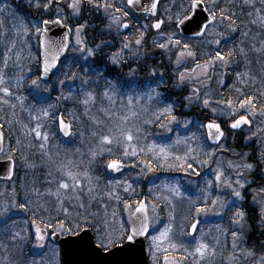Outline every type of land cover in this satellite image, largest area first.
<instances>
[{"label":"rangeland","instance_id":"374dc122","mask_svg":"<svg viewBox=\"0 0 264 264\" xmlns=\"http://www.w3.org/2000/svg\"><path fill=\"white\" fill-rule=\"evenodd\" d=\"M88 1V0H86ZM110 7L105 9L100 7V10L104 12L105 16L109 18V24L112 23V17L120 16L122 22H124L125 17L121 12L115 11L117 4L118 7L124 11L126 10L124 0H108L106 1ZM188 0H168L160 5L158 18L164 20L165 23L161 26V29L154 31L152 25L157 19L147 20L146 18H138L136 21L135 28H132L130 33H128V39L120 40V47L117 52H115L112 57L115 56L117 60H122L126 57L127 52H141L146 50V53L151 56L152 59L156 58L158 54H161L162 60L170 65L172 70L170 76L173 80L181 86H184L186 90L188 89L189 96H193V103L191 106L187 102H182L183 106L180 104H175L174 98H169L170 94L165 89V72L154 71L151 69L146 77L139 76L138 73H129L128 75L121 77L119 80H115L106 74L105 68L101 64H87V61H91L92 56L89 55V51L95 53L96 47L92 48L89 44V38L85 33L84 27L81 28V33L79 39L83 42L77 44V35L75 28L73 31V41L71 49L68 53V57L65 62L59 67L56 75L49 83H43L38 80L41 85L39 89L32 86V80H36L38 76V71L40 70L39 64V52L36 42V37L38 33L34 30L35 23L28 18L22 16L16 7L14 6L12 0H0V8H5L3 13H0V71L5 74V79L10 81V88L12 95L6 97L4 93L0 92V101L3 99H8V104L0 103V122L4 127L10 132L11 138L14 142V150L17 149L22 156V160L27 159L28 164L35 165V167L29 168L23 162V167L20 170V175L18 179L3 182L0 181V206L7 204L10 208V215L12 220L8 221V228L0 220V264H61L60 261V250L57 246L53 245L49 241H45L44 248H36L35 244H30L29 233L38 226L36 223L33 227H30V223L23 220L21 215H23L20 208H11L12 204H17L18 194L16 189L19 185L23 184L25 187L32 188L33 186L40 189L43 192L49 185L45 184L44 181L47 177L48 171L55 172V164L48 160L47 156H44L39 149V142L33 138L31 134L27 133V126L31 128L35 125V120L29 117V111L32 112V116L37 114V107H46L47 103L56 104L57 97L63 93L64 96L68 95L70 89L80 90L79 86L81 83V78L96 80L99 87L93 84L91 88L88 85H84L89 91L97 97L96 106L91 108L89 115H94L97 118H101L99 112L100 107H109V102L106 98H102L99 93L102 88H106L105 80L111 81L117 86L118 94L113 97L115 104L111 105L113 111L124 114L129 111V109L135 110L139 113L137 118H134L129 123H135L143 128V132L140 136L139 143L136 144V151L140 153L137 156L129 157L126 159V163L135 165V167L130 168V170L118 177L110 176V179L104 178L102 175V165H96L94 168V175L100 176V187L97 189L100 196L103 197V203H98L97 201H91L90 203L85 201V208H80L75 200H65L63 208L56 203L55 198L47 197L40 198L39 204L43 208H36V199L33 197L32 211L35 210L34 218L36 221L40 222H55L59 223L63 219V212L66 210L73 216L79 212L81 215H85L86 212L96 213L95 219L91 216L88 217L89 221L99 227L97 231L98 237H96V242L101 246V239L105 233L113 234L114 230H119L121 226L124 228L129 227L130 218L135 211L137 202L133 204L138 195H142V192L147 195L148 198V214L150 222V234L146 241L147 253L153 258L154 261L162 262L166 264L164 257L168 256L169 259L175 257L177 264H229V257L233 253L231 247V242L233 237L231 233L238 230V225L234 223L236 219L234 213L236 211H243L245 213L244 229L242 231V236L246 243H239V248L236 250L239 254L240 249H256L257 255L260 253V246L264 244V241L259 242L254 246L249 245V233L250 224L249 217L246 214L243 203L246 200L235 198L230 193L233 188H236V180H240V183L245 184L243 189H240L242 195L244 196V190L253 183L251 171L245 170L243 168L237 169L235 164H243L248 162V155L244 157V154H239L235 151H231L225 143L220 144L219 148L212 147L208 140L204 139L203 128H198L197 126L204 121H201L199 114L197 112L195 115L186 112L191 110L192 107H197L198 110H203L209 112L215 118L223 119L226 123L233 122L232 116L228 113L224 104L219 105L217 112H212L211 108L217 107L215 101L221 100H232L234 102V107L238 108V104H235L238 93H236L231 85L228 88L222 87L218 80L220 79V73L225 71L219 66L215 69V75H213V69H207V78L200 75L201 69L196 68V63L204 64L206 59L210 57L205 56L204 53H212L215 45L204 46L201 48L199 41H183L179 34L175 39H180L182 44L187 42L190 44L191 49L197 52V57L195 61L192 57H181L180 51H187L181 46L171 45L169 48L161 49L158 47L159 43H166V40L160 33L165 36L170 34V29L168 27V16L174 15L181 11V8L187 7ZM105 3V1H104ZM239 4L240 0H236ZM92 4H96V0H92ZM178 6V7H177ZM223 7H228L227 4L222 3ZM232 11L236 12V25L238 31L236 33H229L226 31V24L219 25L217 31H224L225 36L231 41L227 45L228 48L243 46L245 51L248 52V59L245 61L241 56L237 55L233 58L234 63L239 64V71H245V65L247 64V69L251 71L253 75L256 76V82L249 84L248 86H242L236 81L234 74L232 73V68L227 69L228 75L224 77L225 81L231 80L232 83L236 84L237 88H242L244 92H251L259 89L260 92H264V86H262V81H264V72H261V67L264 65V61H261L259 55L252 51H249L251 45L255 44L256 47H260V40H264V29L260 25H253L249 23V18L246 14L241 16L239 8H232ZM72 12V11H71ZM13 13L15 15H13ZM73 14V12H72ZM75 15L73 14V18ZM77 17V16H76ZM239 17V18H237ZM24 20L25 25L29 28V31L22 32L17 35V29L19 27V19ZM16 25V27H14ZM247 25V28L244 27ZM115 34L119 35V28L115 25L112 26ZM243 31H248V36H243L241 33ZM143 33V38L141 34ZM139 35V36H138ZM150 35V36H149ZM255 37V39H253ZM141 40V44L137 45L136 40ZM241 41L243 43L241 44ZM15 43V48H12V44ZM128 44L125 48L124 45ZM11 49V51H9ZM160 52V53H159ZM16 53H19L18 65L16 66L13 62L17 60ZM8 59V67L4 68L3 61L5 58ZM87 57V59H84ZM177 59L180 60V64H177ZM121 66V64H111V66ZM142 65V64H141ZM74 76L76 80H65L63 85L58 83L59 80L64 79L63 73L69 71ZM195 69V71H193ZM180 74H184L185 81L181 83L179 80ZM22 77L20 80V86H16V78ZM204 81V83H201ZM47 85L51 91H44V86ZM155 89L161 95L157 97L155 93L152 92ZM194 89H200L199 93L194 95ZM151 94L152 99L148 100L147 96ZM75 95V92H74ZM133 97L131 105H128V97ZM196 96H200L202 99H209L211 101L208 107H205L202 103V99L197 101ZM83 95L77 97V102L71 100L65 101L61 99L59 103L60 113H63L68 120H72L74 124L73 131L76 127H81L85 130L86 135L84 137L71 138L75 142H70V138H64L61 133L56 132L55 124H48V127L44 129L50 133H55L50 135V140L47 144L46 151L52 154V158L56 163L61 160L75 159L80 160L83 155L87 159V152L89 147L94 146L95 140L93 137L87 134L88 130L92 128V121L89 116L84 114L83 106L78 103V100H82ZM21 100L23 104H21ZM186 105L184 106V104ZM166 104H173L174 111L173 115H176L177 119L181 121V124H176L169 122L168 118L161 116L160 120H156V115H160L161 110ZM9 105H15L14 108ZM264 108V96L257 94V115L255 117L249 116V119L253 121L251 125V130L249 127L243 129L244 142L249 136H252L256 146H259L261 150H264V132L258 133L253 136L256 132V128H264V117L259 115L262 108ZM67 108L68 112H75L76 119L68 115L64 109ZM182 108V109H181ZM191 108V109H190ZM195 108V109H197ZM181 109V111H180ZM186 111H184V110ZM221 109H223V114H220ZM183 110V111H182ZM243 111V110H241ZM185 113L190 114L185 115ZM195 113V112H194ZM145 120L154 121L152 123H144ZM191 120L192 124L188 125V128L183 127V121ZM160 124H166L167 127L173 129L169 132L167 128L160 127ZM177 133L179 134V139L182 141L176 144L175 141L178 139ZM193 133L196 136L193 137ZM187 138V142H184ZM19 141V144L17 143ZM153 142L157 145H163L167 148V164H179L183 163V160L176 161L175 157H184L188 154V149L192 148L195 151L191 154L197 157L196 162H194V167L200 172V175H193L192 170L187 171L181 170L177 167H168L165 164L164 158H159L158 155L153 152L147 151V147L151 146ZM253 143V142H251ZM253 143V144H254ZM247 144V143H246ZM211 148H216V156L211 160L208 156L203 153L209 152ZM79 149V152L76 150ZM141 149H145L144 152H140ZM203 149V151H201ZM131 151V149H129ZM59 155H56V154ZM238 154V155H237ZM243 157V158H242ZM7 158H13V153L10 148L6 145V149L3 154H0V160ZM207 160L208 163L201 165L200 161ZM141 161H150L155 171L147 170V165L142 164ZM189 162H191L189 158ZM219 168L223 171L220 181H216L214 176L219 174L216 169ZM142 169L144 171L142 172ZM264 173V172H263ZM242 174V175H241ZM264 176V174H263ZM243 177V178H242ZM116 180L121 182L127 180L126 184H121L119 186H108L107 181ZM211 180L213 182L212 188H207L205 181ZM35 181V185H33ZM193 183H189V182ZM229 181H232V188L227 185ZM248 181L249 183H246ZM11 184H15V196L13 194V187ZM128 184H131V189L128 188ZM179 186V190L182 195L177 196L174 192L170 191V187ZM54 190V185L51 186ZM103 189V190H101ZM201 189H206L201 192ZM264 184L260 187H254L248 189L250 204L257 211V219L260 230H264ZM112 192V197L107 196V191ZM118 195V199L116 198ZM220 197L221 201H230V207L233 205L232 213L226 215H219L226 211L218 206L213 207L210 201L216 200ZM199 197V198H198ZM191 198V199H190ZM103 204H107L108 207L105 209ZM174 206V207H173ZM207 207V213H197L193 210L196 208ZM114 214V215H113ZM33 215V212H32ZM200 219L203 222L202 227H199V231L194 235H188L190 233V223H194L195 220ZM15 221V223H13ZM66 222V221H65ZM171 224L172 232L170 235V240L172 244L176 245L175 249L169 248V241H158L161 244L160 251L156 250L155 244L152 242L153 236H159L161 232L164 231L166 227ZM32 225V224H31ZM263 225V226H262ZM10 229V230H9ZM47 229V231L52 233H60L62 236H67V233H61L58 229L53 230ZM19 231L22 236L27 237V239L21 241L17 239L16 241L11 240V235ZM203 233V236H201ZM203 240L204 243L209 244L211 248L216 250V255L200 260L199 258H193L189 253L194 250L195 243L197 241ZM121 242V241H117ZM105 245L111 244V239L104 240ZM183 246V247H181ZM102 247V246H101ZM108 250L109 247H103ZM187 248V252L184 251ZM165 249H168L165 251ZM36 253V255H34ZM184 258H188L189 261H185ZM241 264H255V258H249L246 262L243 260Z\"/></svg>","mask_w":264,"mask_h":264},{"label":"snow or ice","instance_id":"6c2138e0","mask_svg":"<svg viewBox=\"0 0 264 264\" xmlns=\"http://www.w3.org/2000/svg\"><path fill=\"white\" fill-rule=\"evenodd\" d=\"M35 3L37 8L41 7V4L38 0H32ZM83 0H72L71 3L68 4V7L72 9L74 15L78 16L81 10ZM88 3H92V0H88ZM125 7L128 9H135L137 7L141 8L143 11H154L157 8V3H152L150 0L149 7H145L143 4L140 3V0H124ZM222 3L227 4L228 7L221 6ZM53 5L50 3H46L43 5L44 8L52 7ZM93 7H99V4L93 5ZM105 9L113 7L109 5L106 0L104 3ZM239 8L240 15H247L249 18V23L253 25H260L262 29H264V0H240V3L237 4L236 0H188L187 7L181 8L179 13L174 15L168 16V27L170 29L169 35H164L160 33L161 36L164 37L166 43H159L158 47L161 49L169 48L171 45L181 46L183 49L187 51H180V56L184 57H192L195 61L197 57V52L191 49L189 43L185 42L182 44L180 39H175L178 33L180 32H191L193 38H199L200 46L203 48L204 46H211L215 45L216 47L213 49L212 53L205 52L204 55L210 57V59H206L204 64L201 65L200 63H196V68L201 69L200 75L207 78V69L212 68L213 75H215V69L217 66L219 68L225 70L220 73V79L218 83L224 87L228 88L231 85V88L238 93L237 99L235 104H238V108L234 107V102L232 100H217L215 101L217 107L211 108L212 112H217V108L219 105L224 104L228 113L232 116L233 122L231 123L230 127L234 130H243L244 126L249 127V131L251 130V125L253 121L249 119V116L255 117L257 113V94L260 96H264V92H260L259 89L251 92H244L242 88H237L235 83H232L231 80L225 81L224 77L228 75L227 69L229 67L232 68V73L234 74L236 81L240 83L242 86H248L249 84H253L256 82V76L251 73L250 70L247 69V64L245 65V71H239V64L234 63L233 58L237 55L241 56L245 61L248 59V52L245 51L243 46L228 48L227 45L231 43V41L225 36L224 31H217V27L219 25L226 24V31L229 33H236L238 31V27L236 25V21L234 17H236V12L232 11V8ZM5 8H0V13H3ZM115 11L121 12L123 16L128 15V11H124L120 8H116ZM201 14L203 15V19H201ZM13 15H15L13 13ZM239 18V17H237ZM2 23V21H0ZM43 24L47 25L49 23L56 24V25H64L65 28H68V25L64 22L63 19H54L51 21L44 20L42 21ZM165 23L164 20L157 18V21L153 28L160 30L161 26ZM115 25L117 28H129L127 23H123L120 16H113L112 23L109 27ZM86 25H81V27H85ZM16 27V25H14ZM247 28V25H244ZM36 32H47V28L34 29ZM71 31V29H68ZM29 31L27 25H25L24 20L22 18L19 19V27L17 29L16 34L20 35L22 32ZM75 32L77 35V44L83 43L79 37L81 33V28H75ZM243 36H248V31H243L241 33ZM141 38H143V33L141 34ZM255 39V37H253ZM135 43L137 45L141 44V40H136ZM243 41H241V44ZM260 47H256L255 44L251 45L249 51L257 53L261 61H264V40H260ZM67 45L64 44L63 40L57 42V54L51 57V62L47 58L44 62V74L47 76L49 71L52 67L55 66V62L58 60L59 52H62L66 49ZM97 49L100 48V45L95 46ZM125 48L128 47V44L124 45ZM12 48H15V43L12 44ZM11 51V49H9ZM89 55H95L94 52L89 51ZM17 60L13 63L16 66L18 65L19 53H16ZM8 59L11 57H7L3 61L4 68L8 67ZM87 59V57H84ZM113 63H119L120 61L117 60L115 56L112 57ZM177 64H180V60L177 59ZM195 71V69H193ZM261 72H264V65L261 67ZM64 79L59 80L58 83L63 85L65 80H76V76H74L69 68V71L64 72L63 74ZM22 77L16 78V86H20V80ZM40 76H37L36 80H32V86L39 89L41 85L38 83L40 80ZM179 80L181 83H184L185 77L184 74H180ZM204 83V81H201ZM93 84H96L99 87L98 82L96 80H89L81 78V83L79 86L80 90L70 89L67 96H64L63 93L59 97H57V101L59 102L61 99L65 101H73L77 102V97L79 95H83L82 100H78V103L83 106L84 114L89 116V119L92 121V128L88 130L87 134L94 138L95 144L92 147H89L87 152V159L84 158L82 155L80 160L75 159H66L61 160L59 163L53 160L52 154L46 151L47 144L50 140V135H54L55 133H50L49 131H45L48 127V124H55L56 125V132L62 133L63 136L69 137L70 142H75L71 138L76 137H84L86 135L85 130H82L81 127H76L75 131H73L74 124L72 120H66L64 115L60 113L59 110V103L56 104L47 103L46 107H37L35 116H32V112L29 111V117L35 120V125L31 128H27L26 134H31L34 139L39 142V149L43 153L44 156H47L48 160L55 164V172L48 171L47 177L44 181L45 184L49 185L43 192L40 191L37 187L33 186L31 188V195L36 199V208H43L41 204H39L40 198H47L52 197L55 198L57 204L63 208L65 200H75L77 205L80 208H85V201H97L98 203H103V197L100 196L97 189L100 187V176L94 175V168L96 165H102L104 170V175H110L111 173H121L125 168H133L135 165L126 163V159L129 157H134L139 155L136 151V144L139 143L140 139L143 137L140 136V133L143 132V128L140 125L135 123H129L134 118L139 116L135 110L129 109L128 112L121 114L112 110L111 105L115 104V100L113 99L114 96L118 94L117 86L113 84L111 81L105 80V84L107 85L106 88H102L99 95L102 98H106L109 102V107H100L99 112L101 114V118H97L94 115H89L91 112V108L96 106L97 97L93 94L92 91H89L88 88H91ZM10 81L5 79V74L0 71V92L4 93L6 97L12 95V91L10 88ZM84 85H88V88H85ZM262 86H264V81H262ZM44 91H51V89L45 85L43 88ZM200 89H194V95L199 93ZM75 92V95H74ZM152 92L155 93L157 97L161 94L156 92L155 89H152ZM148 100L152 99V95L149 94L147 96ZM202 98L200 96H196V100L199 101ZM183 100L187 102L190 106L195 103L193 100V96H185ZM133 101V97H128V105H131ZM0 103L8 104V99H3ZM202 103L205 107H208L211 103L209 99H202ZM21 104L23 101L21 100ZM175 104H180L183 106L180 100L175 101ZM10 107L14 108L15 105H9ZM243 110V111H241ZM68 115L72 116L73 119H76L75 112H68V109H64ZM174 105L173 104H166L163 109L161 110L160 115H156L155 119L158 121L161 119V116L168 118L169 122H173L176 124H181L176 117L173 115ZM220 114H223V109H221ZM259 115L264 117V108H262L259 112ZM154 121L145 120L144 123H152ZM184 128H188L189 124H192L191 120H185L182 122ZM160 127L167 128L169 132L173 131L172 128L167 127L166 124H160ZM198 128H203L205 131L203 133L204 139L211 140L213 144H215L216 148L220 147L221 139L225 136L224 131L221 128L219 123L215 121H210L207 124L201 122ZM264 132V128L257 127L256 132L253 133V136H256L258 133ZM193 137L196 136V133L192 134ZM178 139L175 141L176 144L181 143L182 141L179 139V134L177 133ZM3 136L0 134V142H2ZM184 142H187V138ZM253 142L252 136H249L245 143ZM19 144V141H17ZM216 148H211L209 152L203 153L204 155L208 156V159L211 160L214 156H216ZM131 149V151H129ZM145 149H141L140 152H144ZM2 151V148H0ZM79 152V149L76 150ZM147 151L153 152L154 154L158 155L159 158H164L165 164L168 167H177L181 170L187 171L188 169L192 170L193 175H200V172L197 171L196 167H194V162H196L197 157L191 155L195 149L189 148L188 154L184 157H175L176 161L183 160V163L179 164H167V148L163 145H157L153 142L151 146L147 147ZM203 151V149H201ZM56 155H59L58 153ZM238 155V154H237ZM247 153L244 154V157H247ZM189 158L191 162H189ZM243 158V157H242ZM257 162L264 166V150L260 152V155L257 157ZM142 164L147 165V170L155 171L150 161H141ZM208 163L207 160L200 161V164ZM230 166H234L237 169H245L251 171L255 166L251 163H243V164H235L232 165L231 162ZM25 164L27 167L32 168L35 165L28 164L27 159H25ZM144 169H142V172ZM219 173L214 176L216 181L221 180V176L223 175V171L219 168L216 169ZM15 174L14 168L9 170V174L0 179L12 181V177ZM242 175V174H241ZM243 178V177H242ZM108 186H119L121 184H126L127 180L121 182L116 180L115 183L113 180H108ZM193 183V182H189ZM237 187L232 189L230 195L235 198H239L240 200L244 199L240 189L245 187V184L240 183V180L235 181ZM246 183H249L246 181ZM205 184L207 188L213 187V182L211 180H206ZM33 185H35V181H33ZM54 185V190L51 187ZM10 186L13 187V194L15 196V184H11ZM229 188H232V181H229L228 185ZM20 187L24 188L23 184ZM132 185L128 184V188L131 189ZM103 190V189H101ZM206 189H201V192L205 191ZM170 191L174 192L177 196L182 195L179 190V186H172L170 187ZM264 191V189H262ZM107 196L112 197V192L109 190L107 191ZM28 190L25 189V203L23 204H12L11 208H23L25 211L29 210V205L33 203L32 200L28 198ZM119 198L118 195L116 197ZM199 198V197H198ZM191 199V198H190ZM213 207H219L221 209H225L226 211L217 213L219 215H226L232 213L233 207H237L233 205L230 207L231 202L224 200L221 201L220 197L218 196L216 200L210 201ZM138 207L136 211L140 213L134 221V226L129 228H124L121 226L119 230H114L113 234L105 233L103 238L101 239V246L102 247H111V245H105L104 240L111 239L112 244H116L117 241H127L130 244L136 241L138 236H147L148 228H149V220H148V206L147 204L137 202ZM103 207L107 209L108 205L103 204ZM174 207V206H173ZM197 215L200 213H207V207L196 208L193 209ZM33 215H35V210H33ZM96 213L86 212L84 216H82L79 212H77L74 216L68 213L66 210L63 212V219L60 220L59 223H48L46 224L45 229H41L39 226L35 228L34 238L37 241L35 245L36 248H44L45 241L50 239L49 236L45 235V231L47 229H58L61 233H74L76 235L81 234V225L88 224L89 219L88 217L91 216L93 219L96 217ZM114 215V214H113ZM236 219L234 223L238 225V230L233 231L231 233L233 240L231 242V247L233 249L232 255L228 258L229 264H241L243 260L246 262L249 258H255V264H264V244L260 246V253L257 255L256 249H240L239 254H237V249L239 248V243H246L242 236V231L244 229V220H245V213L243 211H236L234 213ZM0 220H3L4 225L8 228V221L12 220V216L10 215V208L7 204L0 206ZM66 221V222H65ZM15 223V221H13ZM200 223L199 220H196L195 223H190L191 232L188 235H193L199 231L197 225ZM92 227H95V224H92ZM10 230V229H9ZM84 232L87 229H83ZM172 232L171 224L164 229L160 235L153 236L152 242L155 244L156 250L160 251L161 244L158 241H169V248L175 249L176 245L171 243L170 240V233ZM203 236V233H201ZM11 240L16 241L17 239L23 241L27 239V237L22 236L19 231L13 233L11 235ZM183 247V246H181ZM168 249H165L167 251ZM184 251L187 252V248H184ZM216 250L211 248L209 244L204 243L201 239L195 243L194 250L189 253L193 258H199L200 260L215 256ZM36 255V253H34ZM166 264H177V260L175 257L169 259L168 256L164 257ZM35 264V262H33Z\"/></svg>","mask_w":264,"mask_h":264},{"label":"flooded vegetation","instance_id":"af4514ba","mask_svg":"<svg viewBox=\"0 0 264 264\" xmlns=\"http://www.w3.org/2000/svg\"><path fill=\"white\" fill-rule=\"evenodd\" d=\"M104 1L105 0H96V4H99V7H93L94 4L92 3H88V1L83 0L82 6H81V10L79 15L73 18V14H72V9L68 7V4L72 2V0H50V3L53 5L52 7L49 8H44L43 5L46 3H49V0H38V2L41 4L40 8H37L35 3L32 2V0H12L14 6L16 7V9L18 10V12L24 16L25 18L31 19L34 23H35V28H40V29H44V28H48V29H53V31H55V28L57 27H63L64 29H67L64 27V25H56V24H52L49 23L47 25L43 24L42 21L44 20H54V19H63L64 22L68 25V28L71 29V46H72V41H73V31L75 27H78L83 24L86 25L85 28V33L87 35V37L89 38V44L92 48H94L96 45H100V48L97 49L95 51V55L92 56L91 61H87V64H101L105 70H106V74L108 76H110L111 78L115 79V80H119L121 77H124L126 75H128L129 73H138L139 76H147L148 74H150L149 72L151 71V64H166L165 61H152L151 56H149L146 53V50L141 53V52H127L126 57L123 58L122 60H119V63H113V61L111 60V55L109 56V54H114L115 52L118 51L119 47H120V40H126L128 39V33H130L132 28H135L136 26V21L138 20V18H146L147 20H151V19H157L159 16V10H160V5L162 3L159 4L158 7V12L156 16H151V15H147V14H138L136 13L133 9H128L126 8V10H128V15L125 17V20L123 23H127L129 25L128 30L125 33L121 32L122 27H120L119 29V35L115 34L113 31L114 28L109 27V18H107L104 14V12H102L100 10V7L103 8L104 6ZM108 1V0H106ZM116 6V8H119L117 4H114ZM157 21V20H156ZM156 21L153 22V25L156 23ZM154 31H158L155 30V28H153ZM38 35L36 37V42H37V46H38V52H39V64H41V37L43 34V31L41 32H37ZM180 38L183 41H199V40H195V39H188V38H184L183 36H181L180 33H178ZM139 36V35H138ZM150 36V35H149ZM70 46V49H71ZM69 49V51H70ZM68 51V53H69ZM68 53L67 56L65 57L64 60H62L60 62L59 67L65 62V60L68 57ZM160 58H162V56H160ZM111 64H121V66H111ZM142 64V65H141ZM58 67V69H59ZM57 69V71H58ZM41 70V69H40ZM38 71V75L41 78V71ZM56 71V73H57ZM55 73V75H56ZM165 80L164 83L167 82V74H169V72H165ZM54 75V76H55ZM51 77L48 81H43L42 79H40L43 83H49L51 81V79L54 78ZM167 89V87H166ZM168 92V91H167ZM170 96L169 98H174L175 100H180V101H184L183 97L185 96H189V92L188 89L185 92V95H176L174 93H169ZM185 102V101H184ZM186 105V103L184 104V106ZM197 108V107H195ZM182 109V108H181ZM180 109V111H181ZM184 110V109H183ZM182 110V111H183ZM186 111V110H184ZM186 112H190V114L195 115L197 112H200L197 109L195 110H188ZM195 112V113H194ZM188 113H185V115H190ZM199 114V113H198ZM224 128V139L222 141V143H225L226 146H228L231 149V145L234 143V138L236 137L235 134H239L240 138L242 139V144L246 145V143L244 142V133L242 132L243 130L240 131H234L232 130L230 127H228L227 124H225L223 126ZM244 129V128H243ZM5 134V133H4ZM221 143V144H222ZM257 148V153L260 155V152L262 151L259 146H256ZM6 149V135H5V145H4V150L1 154L4 153ZM243 154V153H242ZM5 160V159H4ZM15 164V171H16V163L14 161ZM130 170V168H129ZM261 174H264V166L261 167L260 169ZM14 180V178L12 179ZM0 181L3 182H9L8 180H2L0 179ZM248 187L244 190V197H247V191ZM247 191V192H246ZM143 196L147 199V203H148V198L147 195L144 193ZM246 200L243 203V208L246 212V206L245 205ZM200 221V223L198 224V229L199 227L203 225L202 220L197 219ZM196 222V220L194 221V223ZM263 226V225H262ZM257 228H260L257 222ZM190 232H191V228H190ZM258 233L259 229H256L255 231H253L252 233ZM196 234V233H195ZM261 235V234H259ZM259 238H261L260 236H257V239L259 240ZM254 242H250L249 245L250 246H254ZM149 257V263L150 264H164L162 262H158V261H154L153 258L151 256ZM185 261H189L188 258H184ZM190 264V263H188Z\"/></svg>","mask_w":264,"mask_h":264},{"label":"water","instance_id":"95a60500","mask_svg":"<svg viewBox=\"0 0 264 264\" xmlns=\"http://www.w3.org/2000/svg\"><path fill=\"white\" fill-rule=\"evenodd\" d=\"M161 1L162 0H158L157 8L154 11L150 10L148 12H145L139 7L133 10L138 14H147V15H151L154 17L157 15L158 7ZM151 2L156 3L157 0H151ZM140 3L143 4L145 7H149L150 0H140ZM203 15L204 14H201V19H203ZM68 29L69 28L64 29L63 27L59 26L55 28V31H53V29L50 30L47 28V32L46 33L43 32L42 34L41 64H40L41 70L40 71H41V79L43 81H48L51 77L55 75L60 65V62L64 60L65 57L67 56V53L71 46V31H69ZM127 30L128 28L122 27L121 32L125 33ZM180 34L184 38L199 40V38H193L191 32H180ZM61 40H63L64 44H66L67 47L64 51L58 53L59 58L55 62V66L52 67L49 73L47 74V76H45L43 68H44V62L46 59V53H47V58L51 62V57L57 54L56 44L57 42ZM65 119L68 120L66 117ZM216 123H219V122H216ZM234 131H240V130H234ZM0 134H2L3 136V140L2 142H0V148H2V151H0V153H2L4 150L5 135L1 128H0ZM63 137L68 138L65 136ZM223 138L221 139V141L223 140ZM209 143L212 146H215V144H213L211 140H209ZM13 168L15 170V164L12 159L0 161V177L8 175L9 170ZM126 170H128V168L124 169V171ZM111 174L116 176L121 173H111ZM140 202L147 204V200L145 197H143ZM138 215H140V213H138L135 209L133 215L131 216L129 227L134 226V221ZM148 220H149V214H148ZM83 229H87V231L84 232ZM148 233H150V225L148 228ZM45 235L49 236V233L45 231ZM148 236L149 234L147 236H138L136 238V241L131 244L125 241L123 245L115 247L107 252L103 251L100 247L96 245L95 237L89 227L82 228L81 234L79 236L76 234L69 235V236H62V234L57 233V232L52 233L49 236L50 237L49 240L54 245H57L60 247L61 264H149L147 251H146V239Z\"/></svg>","mask_w":264,"mask_h":264},{"label":"trees","instance_id":"16d2710c","mask_svg":"<svg viewBox=\"0 0 264 264\" xmlns=\"http://www.w3.org/2000/svg\"><path fill=\"white\" fill-rule=\"evenodd\" d=\"M168 0H166L165 2H167ZM178 7V6H177ZM160 53V52H159ZM161 54H158V56L154 59H152V61H161V59L163 58H160ZM163 61V60H162ZM166 64H151V69L154 70V71H161V72H169L171 73L172 70L170 69V65L168 66V63L165 62ZM165 84V89L166 91H168L169 93H174L178 96H180L181 94L182 95H185V92H186V88L184 86H181L179 87L180 85L177 84L173 78L170 76V74H167V82L164 83ZM167 87V89H166ZM259 108H262L261 105H259ZM191 109V108H190ZM192 110H195V107H192L191 111ZM200 113H199V116L201 121H205V119L207 118H210V119H216L218 122L222 123L223 125L225 124H228L226 123V121H224L223 119H219V118H215L214 116H212L209 112L207 111H203V110H199ZM1 117V116H0ZM0 127L4 130L5 132V135H6V145L10 148V150L12 151L13 153V159L15 160V163H16V179H18L19 175H20V170L21 168L23 167V161L22 160V156L20 155V152L15 149L14 150V142L11 138V135H10V132L4 127V125L0 122ZM236 137L234 138V143L231 145V149L239 154H242V153H247L248 154V162L253 164L255 167L253 169V172L251 174V178H252V184L250 185V187L248 189H252L254 187H260L264 184V176L263 174H261L260 172V169H261V165L257 162V157L259 156V154L257 153V148H256V145L255 143H247L246 145L242 144V139L240 138V135L239 134H235ZM99 169H102V175L104 178H108L110 179V175H107L105 176L104 175V170H103V166H101V168H99L98 166V170ZM25 189L28 190V198L30 200L33 201V196L31 195V188L30 187H20V185L17 187L16 189V192H17V196H18V205L19 204H23L25 203ZM247 189V191H248ZM246 191V192H247ZM143 192H142V195L133 200V204H135L136 202H138L140 200V198L143 196ZM249 197V193H247V197H246V203L245 205L246 206V214L248 215L249 217V224H250V233H249V243L250 242H254L256 244H258L259 242L261 241H264V230L261 231L260 228H257V222H258V219H257V211L256 209L250 204V201L248 199ZM35 198V197H34ZM36 199V198H35ZM33 204V203H32ZM32 204L29 205V210L28 211H25L23 208H20V210H22L23 212V215H21L22 219L23 220H26L27 222L30 223V227L32 228L33 227V224L36 223L39 227H42V228H46V224L48 223H52V222H40V221H36L35 218H34V215H32ZM84 216V215H82ZM32 224V225H31ZM92 222L89 221L88 224H82L81 225V228L84 227V226H87V227H90L91 230L93 231L95 237H98L97 235V231H99V227H97L95 225V227L93 228L92 227ZM256 229H259V232L258 233H252L253 231H255ZM49 231L52 232L51 229H49ZM34 230H31L30 233H29V242L30 244H35L36 243V240L34 238ZM68 235H73L74 233H67ZM261 234V235H259ZM257 236H260L261 238H259V240L257 239ZM123 242V241H122ZM122 242H118L116 244H110L111 247L109 248H112V247H115L119 244H121Z\"/></svg>","mask_w":264,"mask_h":264}]
</instances>
